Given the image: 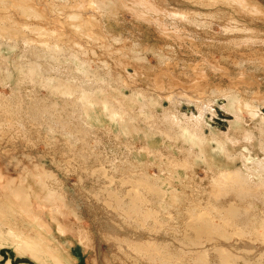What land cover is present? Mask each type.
<instances>
[{
	"label": "rangeland",
	"instance_id": "obj_1",
	"mask_svg": "<svg viewBox=\"0 0 264 264\" xmlns=\"http://www.w3.org/2000/svg\"><path fill=\"white\" fill-rule=\"evenodd\" d=\"M96 1L0 0V221L23 236L20 249L14 238L0 245V264H264V199L246 213L230 211L233 195L214 197L227 161L264 181V0H191L183 9L219 14L181 19L121 0L109 28L81 30ZM47 17L67 29L25 26L49 27ZM94 84V109L78 114L72 101L87 104ZM167 114L208 138L207 160ZM202 213L213 221L203 230L191 217Z\"/></svg>",
	"mask_w": 264,
	"mask_h": 264
},
{
	"label": "bare ground",
	"instance_id": "obj_2",
	"mask_svg": "<svg viewBox=\"0 0 264 264\" xmlns=\"http://www.w3.org/2000/svg\"><path fill=\"white\" fill-rule=\"evenodd\" d=\"M147 1L149 4H158L160 5L162 8L166 9L167 11H170V12H173V13H169V14H174V17H177V18H184V16L180 15V14H193L194 16H200L203 17V16H206V17H209V18H215L218 14H219V11L217 10H208L207 13H201V10L203 9L200 5H197L196 4V9L195 11H187L186 9H183V7L185 8H189L191 7V4L189 3H186L185 5L186 6H182L184 3L183 2H191V0H174L173 2H169L168 0H155L156 2H152L151 0H145ZM18 2V1H16ZM111 2V3H110ZM117 2V4H116ZM3 4V3H2ZM8 4V2H7ZM122 5V2L121 0L118 1V0H104V1H96L94 3L93 6H91V8H89L87 11H86V18L84 20H82L83 23L81 24H77L79 26H81V30H83L82 28L86 29L87 31H92V26L93 25H98L100 27V29L102 30L103 28L107 27L109 28L108 26V22L107 20H109L110 22L111 21H117L118 19L116 18V9L118 7V5ZM166 4V5H165ZM188 5V6H187ZM1 7V6H0ZM199 9V10H198ZM206 9V8H204ZM264 10V8H262ZM3 17V16H2ZM60 17H63V14H60ZM6 20V19H4ZM46 21L44 20H41L42 22H45L46 24H49L50 26L49 27H43L41 26H38V27H31L30 24L28 25H25L26 27L29 28V31H48L46 34H47V37H50L52 36L53 34H50L49 32L50 31H63L65 29H67V25L64 23L63 20H55L53 18H45ZM30 21V20H29ZM201 22H204V20H200ZM10 22V21H9ZM68 22L71 23L70 19H68ZM21 23V22H20ZM97 23V24H96ZM118 23V22H117ZM16 24V23H15ZM113 24V23H112ZM262 24H264V20H262ZM22 25V24H21ZM24 25V24H23ZM118 25V24H117ZM78 26V28H79ZM119 26V25H118ZM117 26V27H118ZM16 27V26H15ZM253 28H256V27H253ZM85 30V31H86ZM25 31V30H24ZM114 31V30H113ZM263 33H264V29H263ZM26 35V34H25ZM51 50H54L57 52L56 55H51L50 57H54V56H58L61 57L63 54H62V49L60 47H57L55 49H51ZM139 64H143L145 65V63H141L139 62ZM50 67H47L46 69H49ZM47 75H55V76H59V73L58 71H54L53 73L51 72H48L46 73ZM58 81V80H57ZM59 83H61V85L63 84L61 81H58ZM57 85V84H55ZM61 85H57L58 87H53V89L57 90V91H61L63 93H68L70 94L71 91H76V89H68L67 87H65L64 89H61ZM72 86V84H71ZM97 85L94 84V85H87V86H84V89L86 91H90L91 94H85L82 98L83 100H85L87 102V104H82V103H78L77 101H72V105H76V106H80L81 108V111L78 112L79 113H82V112H88L93 108V105L97 103V98L95 96V94L92 92V90L96 87ZM67 88V89H66ZM234 99H236V97L232 96ZM64 100H70V99H64ZM63 100V101H64ZM230 105L232 107H238L235 103H230ZM95 106V105H94ZM79 108V109H80ZM252 113L253 114H259L260 113V109L258 107H256V109H251ZM110 113L112 114L111 116L113 117V110L110 111ZM260 115V114H259ZM165 120L167 121L168 123V126L171 130L173 129H178L176 130V134L177 132L178 133H188V137H197L198 138V141H199V147H200V152L198 153V156L202 159V160H207L208 156L207 154L211 151V148H209V151H207V148H205V144L204 142L208 140V138L204 135H202V133H194V134H191L190 133V129L189 127L187 126V124L183 125V123H181V121L175 116V115H171V114H167L165 115ZM187 126V127H186ZM234 127V126H233ZM237 128V127H236ZM235 129V128H234ZM243 129L242 126L238 127L236 130L237 132V137H244V140H247L248 142L252 140L253 136H254V133L252 132H245L244 134L241 133V130ZM262 130V129H261ZM170 131V130H169ZM169 131H167V135H169L171 138H177V137H180L179 134L178 136L175 134L173 136H171V133H169ZM180 131V132H179ZM240 131V132H239ZM263 131V130H262ZM238 132L240 134H238ZM263 134H264V131H263ZM232 135V134H231ZM234 135V134H233ZM236 135V134H235ZM228 136V135H227ZM215 138V141L219 140V144L221 143L223 145V150L225 149L226 151H228V145L227 143L223 140H220L219 137H216L213 136ZM236 137V138H237ZM217 138V140H216ZM222 138V137H221ZM231 139V137H230ZM242 139V138H241ZM229 140V139H228ZM238 140V139H237ZM240 141V139L238 140ZM218 142V141H217ZM206 143V142H205ZM220 144V145H221ZM221 145V146H222ZM208 146V145H207ZM262 150L264 151V142L262 143ZM206 151L208 152L206 154ZM227 155V154H226ZM230 154H228L229 156ZM231 156L230 155L228 157V159L230 158L231 160ZM245 158V157H244ZM234 160V158H233ZM224 163V162H223ZM221 165V162L219 163ZM230 162L227 161L226 162V166H224L222 169L218 170V171H215L216 173V176H215V179H214V182L217 184V188H218V191L216 193H214V197L216 198V200H220L222 197H223V194H227V195H233L237 200L239 199H243V200H254V202H251L249 201V205H245V206H242L240 203H238V201L235 199V201L233 203H231V206H230V211H234V209H239V208H244L246 209V213L248 211H252L253 209H256L254 208L253 206L255 205V199L259 198V199H264L263 195L260 194L259 190L261 188L264 187V181H260V183H257L252 177H251V174L248 172L250 169V166L248 164H245V167H246V170L247 171H244L241 167H237V168H232L230 167ZM264 163H257L255 166H263ZM218 166V165H217ZM264 174V170H262V172ZM146 175V178H147V181H148V184L155 190H158V194L159 196L165 198V196H167V194L169 195V192L168 191H164L160 188L159 185H156L153 181L150 180L149 178V175L147 176ZM159 184V183H158ZM12 185V184H11ZM13 186V185H12ZM14 188V191L11 193L13 194L14 193V196H16L17 198H19L22 202H25L26 201V198L23 197L21 195V193L19 191H15V187H12V189ZM11 189V188H10ZM231 192H234V193H231ZM263 194V193H262ZM170 196V195H169ZM179 195H171V199L173 201H177L176 199L178 198ZM181 196V195H180ZM258 200V199H257ZM173 201H171V203H173ZM168 205V206H171L170 201H165ZM241 202V201H239ZM263 202V201H262ZM178 203V202H177ZM33 204V202H32ZM176 204V203H175ZM174 204V205H175ZM263 204V203H262ZM179 205V204H178ZM207 205V204H206ZM205 205V206H206ZM173 206V205H172ZM210 206L211 210H213L216 214H218L219 217H222V213L221 212H225L226 210L224 209H221V208H214V206H211V205H208ZM216 206V205H215ZM238 206V207H236ZM176 207V206H175ZM178 207V206H177ZM195 210V209H194ZM210 210V209H209ZM229 210V209H228ZM264 210V209H263ZM16 209L14 208H10V213H13L15 212ZM199 211V210H198ZM201 212V211H200ZM213 213V212H212ZM14 214V213H13ZM197 214V213H196ZM191 215H192V212H191ZM206 217H205V216ZM193 217V219L195 220H201V218H204L202 221V223H198L201 225V230L204 229L203 226H209L210 224V221L213 222L211 219H209V221H207V214L206 213H202V214H198L197 216H191ZM216 217V216H214ZM249 218V217H248ZM10 219V218H9ZM213 219V218H212ZM8 220V219H7ZM235 222L236 220L233 219ZM250 219H248L249 221ZM198 221V222H199ZM249 222L252 223V220H250ZM5 224V223H4ZM1 221H0V245H3V244H6V241L7 239H13L14 238V241H12L13 243H15L19 249L21 248V245L19 243H21L22 239H23V236H22V232L18 231V230H15L14 228H12V224L11 226H6L4 225ZM216 225V224H215ZM213 225V226H215ZM212 226V225H211ZM212 226V227H213ZM7 227V228H6ZM247 226L244 227V229H246ZM7 229V230H6ZM250 231H245V233H249ZM25 237V236H24ZM30 239H31V235L29 236ZM10 240V241H11ZM23 244V243H22ZM23 248V247H22ZM246 249V248H245ZM64 250V249H63ZM208 253V251H207ZM210 253V252H209Z\"/></svg>",
	"mask_w": 264,
	"mask_h": 264
}]
</instances>
